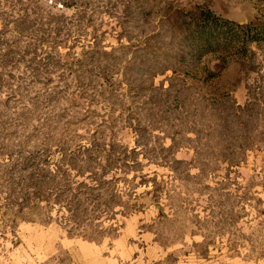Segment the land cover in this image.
I'll return each instance as SVG.
<instances>
[{
  "label": "rangeland",
  "instance_id": "rangeland-1",
  "mask_svg": "<svg viewBox=\"0 0 264 264\" xmlns=\"http://www.w3.org/2000/svg\"><path fill=\"white\" fill-rule=\"evenodd\" d=\"M0 264H264V0H0Z\"/></svg>",
  "mask_w": 264,
  "mask_h": 264
}]
</instances>
